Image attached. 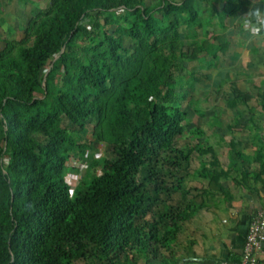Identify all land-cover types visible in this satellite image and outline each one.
Returning <instances> with one entry per match:
<instances>
[{
  "label": "trees",
  "instance_id": "obj_1",
  "mask_svg": "<svg viewBox=\"0 0 264 264\" xmlns=\"http://www.w3.org/2000/svg\"><path fill=\"white\" fill-rule=\"evenodd\" d=\"M21 1L36 7L27 24L0 19L9 35L24 33L0 35V264H140L205 209L200 201L227 200V170L245 172L243 185L264 170L261 76L229 102L247 106L257 92L260 116L250 110L247 124L240 116L227 126L250 131L253 157L234 147L227 165L201 125L186 129L183 102L208 78L205 64H237L232 51L250 37L241 26L214 36L207 0ZM222 2L226 28L251 0ZM194 62L199 74L181 91ZM73 154H91L74 188Z\"/></svg>",
  "mask_w": 264,
  "mask_h": 264
},
{
  "label": "rangeland",
  "instance_id": "obj_2",
  "mask_svg": "<svg viewBox=\"0 0 264 264\" xmlns=\"http://www.w3.org/2000/svg\"><path fill=\"white\" fill-rule=\"evenodd\" d=\"M50 1L51 0H37V7L43 9L50 4ZM210 2V0H207V3H205V12L203 16L206 18L205 20H208L210 16L213 17L212 24L209 28L212 34L215 36L222 35L223 33H235V30L240 26L236 20L230 21L228 24L225 23L226 28L221 26L220 13L223 6L222 0H213V2ZM35 9L36 7L34 4L25 5L21 0H0V19L2 16H6L9 18L11 25L17 26L18 22L25 25ZM0 35H6L7 38L18 41L22 40L24 37V33L21 31L9 35L8 25H2L0 27ZM254 38H257V40L263 39L264 43V34H262L261 37H253V39ZM248 44L253 45L254 43L246 41L243 46L236 49V53L239 54V62L230 68H227L226 65L227 58L223 57L219 58L218 63L219 65H225V67L216 68L205 64L203 68L208 78H203L200 83L195 84L194 91L191 94L192 98L183 102L184 106L187 107L188 113L186 129L192 130L196 128V125H201L205 133L204 139L207 140L209 144H213L216 148H219L222 159L227 158L228 140L232 141L234 146H237V144L242 141V137L246 136V134H250L246 129L228 132L227 126L238 120L240 116L244 117L243 121L247 124L246 120L248 119V112L250 110L257 115L261 112V103L260 100L257 99V92L255 91L252 92L255 99L247 106L239 104L235 107H229V102H239L243 100L245 91H252V86L249 82L252 85L258 84V80L252 79H256L260 76L264 78V74L261 73L262 70L264 71V59L259 61L260 57H262L261 53H264V50L260 49L261 53L258 56H255L253 52L248 53L247 57L243 56L242 54L246 51V48L249 49ZM3 45L4 44L0 42V50L3 49ZM260 46L262 45L258 47ZM211 63L215 65L217 61L212 60ZM199 65V62H194L189 66L188 71L181 73V76L186 80L183 87L180 89L181 91L188 88V82L191 80L194 71L199 74ZM260 80L262 81V79ZM217 90L219 91V95L216 94ZM262 90H264V87ZM190 102L195 103L190 105ZM103 149V145H96L94 156L96 159L102 157ZM90 157L91 154L85 157L81 154H73L67 162L70 172L66 179L73 188L81 177L78 171L86 169L88 165L87 161L90 160ZM200 183L199 180L192 177H190L188 181V185L193 186H198ZM224 204L225 203H222L221 205ZM215 205L214 203H208L205 209H214ZM221 205L217 207L222 208ZM192 251V244L186 240L185 233L181 231V234L177 235L174 240H171L160 248H156L154 251L149 250L138 258L140 259V264H202L198 258H194Z\"/></svg>",
  "mask_w": 264,
  "mask_h": 264
},
{
  "label": "crops",
  "instance_id": "obj_3",
  "mask_svg": "<svg viewBox=\"0 0 264 264\" xmlns=\"http://www.w3.org/2000/svg\"><path fill=\"white\" fill-rule=\"evenodd\" d=\"M247 41L254 44H248L249 49L246 48L242 55L247 57L248 53L253 52L258 56V51L264 47L263 39L257 40L250 36ZM244 43L237 45V48ZM259 45L262 46L258 47ZM236 49L232 53L238 60L239 54L236 53ZM261 54L264 56V53ZM261 79L264 80L263 77ZM242 138L237 146H234L232 141H227V165L232 164L230 155L234 147L241 148L245 155L252 157L259 147V144L251 145V134H246ZM242 174L234 173L232 176L233 172L227 170V200L218 197L214 200L200 201L216 205L214 209L195 210L190 220L183 225L185 238L192 244V255L202 264H242L249 227L258 212L264 208V170H251L248 175L249 184L245 185L239 182ZM204 185L200 183L196 187L201 188ZM252 189L255 191H251ZM222 203L225 204L221 205ZM218 205L222 208L217 207ZM258 260V264H264V252L259 255Z\"/></svg>",
  "mask_w": 264,
  "mask_h": 264
},
{
  "label": "built area",
  "instance_id": "obj_4",
  "mask_svg": "<svg viewBox=\"0 0 264 264\" xmlns=\"http://www.w3.org/2000/svg\"><path fill=\"white\" fill-rule=\"evenodd\" d=\"M264 252V208H262L250 225L244 250L242 264H258V258Z\"/></svg>",
  "mask_w": 264,
  "mask_h": 264
},
{
  "label": "clouds",
  "instance_id": "obj_5",
  "mask_svg": "<svg viewBox=\"0 0 264 264\" xmlns=\"http://www.w3.org/2000/svg\"><path fill=\"white\" fill-rule=\"evenodd\" d=\"M241 28L252 37L264 34V0H251L246 12L236 17Z\"/></svg>",
  "mask_w": 264,
  "mask_h": 264
}]
</instances>
